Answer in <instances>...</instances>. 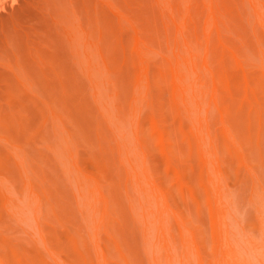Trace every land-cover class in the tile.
<instances>
[{"label":"rangeland","instance_id":"1","mask_svg":"<svg viewBox=\"0 0 264 264\" xmlns=\"http://www.w3.org/2000/svg\"><path fill=\"white\" fill-rule=\"evenodd\" d=\"M0 264H264V0H0Z\"/></svg>","mask_w":264,"mask_h":264}]
</instances>
